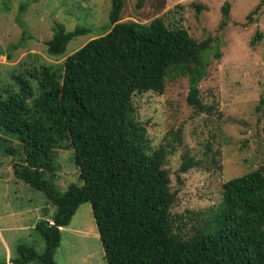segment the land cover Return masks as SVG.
Returning <instances> with one entry per match:
<instances>
[{
	"label": "trees",
	"instance_id": "1",
	"mask_svg": "<svg viewBox=\"0 0 264 264\" xmlns=\"http://www.w3.org/2000/svg\"><path fill=\"white\" fill-rule=\"evenodd\" d=\"M122 7L123 0H112L110 29L64 59L59 57L69 42L90 32L88 27L67 30L56 22L46 42L54 61L29 52L0 72L5 76L0 82V165L11 164L15 180L42 191L55 209L52 221L44 217L37 223L35 240L19 243L14 257L0 264H58L63 229L87 203L98 229V263L264 264V163L223 182L219 203L198 212L192 234L185 237L172 213L177 192L167 167L177 147L151 146L146 125L136 115L134 95L163 94L167 80L177 76L189 78L187 101L196 114L216 113L215 102L206 104L200 95L212 38L198 41L186 27L161 16L149 23L120 21ZM229 12L226 2L223 24ZM262 35L256 30L251 43ZM221 56L216 50L215 57ZM181 129L168 133L181 139ZM66 149L74 152L83 184L62 190L55 181L54 152ZM4 155L10 159L2 160ZM202 164L184 154L180 171ZM72 246L68 254L76 258L82 247ZM79 254L88 260L83 264H91L86 251Z\"/></svg>",
	"mask_w": 264,
	"mask_h": 264
},
{
	"label": "rangeland",
	"instance_id": "2",
	"mask_svg": "<svg viewBox=\"0 0 264 264\" xmlns=\"http://www.w3.org/2000/svg\"><path fill=\"white\" fill-rule=\"evenodd\" d=\"M226 2H230V12L223 24ZM111 4L112 0H0V72L5 74L8 66L18 63L29 52L54 61L47 53L46 42L52 37L56 22L64 23L67 30L77 25L88 27L90 32L69 42L66 53L59 57L64 59L110 29ZM257 6L253 18L248 20L249 13ZM160 16L186 27L198 41L212 38L207 52L211 63L208 75L200 83V95L206 104L215 102L216 113H195L187 101L189 78L186 76L168 79L163 94L150 91L134 95L136 115L146 125L150 145L177 147L167 163L171 186L177 192L172 213L181 233L188 237L193 232L192 224L199 218L197 213L219 203L223 182L264 163V0H143L141 4L139 0H123L120 21L149 23ZM256 30L263 35L254 45L251 39ZM216 50L221 51L220 58L215 57ZM8 53L12 54L11 59ZM2 73L0 82L5 77ZM178 128H182L181 139L168 133ZM54 154L53 165L58 176L55 181L62 190L70 183L83 184L74 152L66 149L56 150ZM184 154L202 159L203 164L180 171ZM1 157L5 160L10 156ZM9 179L13 180L12 175ZM0 186H10L11 190L16 186L23 188L14 182L0 181ZM34 192L44 195L38 189ZM28 194L25 190L21 192L22 196ZM13 196L11 192L10 197ZM86 206L90 207L89 203L81 207L78 215ZM88 215L92 216L90 210ZM182 215L190 222L188 225L184 224L185 219L181 220ZM69 239L64 235L56 253L58 264L88 262L86 256L79 254L85 246L77 251L76 258H68L70 243L74 245L76 241ZM91 246L100 258V244ZM90 256L91 263L98 261L94 254Z\"/></svg>",
	"mask_w": 264,
	"mask_h": 264
},
{
	"label": "crops",
	"instance_id": "3",
	"mask_svg": "<svg viewBox=\"0 0 264 264\" xmlns=\"http://www.w3.org/2000/svg\"><path fill=\"white\" fill-rule=\"evenodd\" d=\"M9 175H12L13 180L9 179ZM2 176H6L8 180L4 181ZM15 179L12 165L6 164V162L2 163L0 165V181L14 182L18 186L23 187L22 189H17L16 186L15 189L11 190L10 186H0V259L7 261L14 257L19 243L25 240L28 242L35 240L34 234L37 223L44 217L52 221L55 212L53 206L43 197L44 195L34 192V188H30L28 184H21ZM23 190L29 192V194L22 196L21 192ZM11 192L14 193L13 197H10ZM89 210L91 212V207L86 206V208L81 210L83 212H79V215L78 212L75 214V220H73L72 224L63 229V238L64 235L70 239L73 238V240H76L74 245L80 243V247L83 248L85 246L83 250L88 255L90 253L96 255L92 251L93 246L91 245L95 244L94 239L98 238V229L92 212V216L88 215ZM71 258L75 257L72 256ZM91 264L102 263L94 262Z\"/></svg>",
	"mask_w": 264,
	"mask_h": 264
}]
</instances>
